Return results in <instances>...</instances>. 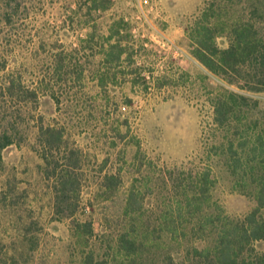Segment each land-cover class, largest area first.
I'll return each instance as SVG.
<instances>
[{"label":"rangeland","instance_id":"obj_1","mask_svg":"<svg viewBox=\"0 0 264 264\" xmlns=\"http://www.w3.org/2000/svg\"><path fill=\"white\" fill-rule=\"evenodd\" d=\"M69 1L24 0L20 11L12 16L0 9V86L8 80L5 77L9 72L21 69L26 82L36 87L48 73L55 51L63 47L72 50L79 45L80 33L85 34L86 29L79 30L77 24L63 21L65 16L68 18ZM209 1L212 0H115L105 16L88 23L101 25L104 40L112 31L111 24L121 17L130 24L131 29L128 25L123 33L112 38L111 42L119 40L128 49L121 66L110 69L107 80L112 84L106 92L94 86L100 79L91 75V65L86 63L84 75L69 93L44 91L38 101L24 104L0 95L1 124L14 119L20 105L27 107L23 112L25 139H16L4 149L0 165V238L3 239L0 248L5 244L2 254L21 248L18 225L21 214L27 221L30 214L40 220L41 245L29 258H19L16 264H77L84 248L74 243L71 219L55 213L53 182L43 173L42 147L36 142L42 116L46 123L67 128L70 146L83 151L80 173L84 180L78 215L82 220L93 218L98 244L108 237L115 238L120 227L117 218L122 215L134 184L147 194V206L157 209L164 199L158 179L163 169L210 162L204 152L224 134L214 125L212 99L222 83L229 84L194 56L188 35V27ZM227 1L230 16L236 9L244 20H255L260 34L264 35V0ZM73 6L76 8L75 4L70 8ZM44 40L49 45L43 47ZM218 43L221 47L229 45L228 31L219 34ZM105 60V55L99 54L93 66L106 70ZM137 66L143 68L136 70ZM229 86L244 92L236 85ZM76 91L79 95L89 92L90 96L87 100L77 99ZM248 94L258 99L264 109V92ZM212 163L219 177L215 197L228 214L246 215L256 204L249 194L250 187L237 185L225 165V157L214 156ZM121 167L124 181L120 192L108 197L100 195L101 177ZM110 220H114L112 225ZM168 235V239L174 240ZM183 240L180 249L171 247L182 256L189 244L188 239ZM263 247L262 243L257 245L258 249ZM3 260L0 259V264H4Z\"/></svg>","mask_w":264,"mask_h":264},{"label":"trees","instance_id":"obj_2","mask_svg":"<svg viewBox=\"0 0 264 264\" xmlns=\"http://www.w3.org/2000/svg\"><path fill=\"white\" fill-rule=\"evenodd\" d=\"M23 1L0 0V9L12 16L20 11ZM114 1L70 0L66 6L68 18L65 16L63 21L77 24L79 30L86 29L85 34L80 33L79 45L72 50L63 47L55 51L48 73L36 87L26 82L21 69L9 72L5 77L8 80L0 86L2 98L10 97L16 103L24 104L38 101L44 91L47 94L59 90L61 94L69 93L84 75L86 63L91 65V75H98L100 79L94 86L99 91H108L112 82L107 80V75L111 68L121 66L128 49L119 40L111 41L128 25L130 28V24L121 17L111 24L112 31L104 40L105 32L101 25L94 22L89 26L88 23L105 16L113 8ZM72 4L76 8H70ZM230 9L227 0L209 1L202 14L188 27L194 56L229 85L244 90L222 83L217 95L213 96L214 125L224 134L204 152L210 162L163 169L158 179L164 199L157 209L147 206V194L134 184L126 197L123 217L117 218L120 227L115 238L108 237L98 244L93 218L80 219L83 151L70 146L65 132L67 128L46 123L45 117H41L36 142L42 147L43 173L53 182L55 213L71 219L74 243L84 247L77 264H264V247L257 248L259 243L264 245V109L258 99L248 94L249 91L264 92V35L260 34L255 20H244L236 9L235 16H230ZM225 31L229 33V45L221 47L218 37ZM41 45L45 47L49 43L44 40ZM54 45L58 44L55 42ZM99 54L105 55L106 70L94 67ZM2 67L5 68L6 63ZM142 68L137 66L136 70ZM88 94L84 91L79 95L76 91L75 97L87 100ZM20 106L14 119L10 118L4 124L0 122V165L4 149L16 139H25L27 132L23 118L26 115L23 112L27 107ZM214 156L225 157V165L239 187H250L249 194L256 204L246 215L234 217L228 214L215 197L214 189L219 177L212 163ZM123 181L122 167L105 172L101 177L99 194L103 197L116 195ZM9 187L12 189V184ZM22 215L18 221L21 248L6 250L5 256L6 253L2 254L3 243L0 259H4V264H16L19 258H29L41 245L40 220L30 214L31 219L27 221ZM113 221L110 220L111 225ZM169 233L174 240L167 238ZM183 238L189 241L184 256L171 249L172 246L180 249L185 243ZM100 247L102 250L99 252Z\"/></svg>","mask_w":264,"mask_h":264},{"label":"built area","instance_id":"obj_3","mask_svg":"<svg viewBox=\"0 0 264 264\" xmlns=\"http://www.w3.org/2000/svg\"><path fill=\"white\" fill-rule=\"evenodd\" d=\"M146 2L148 1V0H145Z\"/></svg>","mask_w":264,"mask_h":264}]
</instances>
